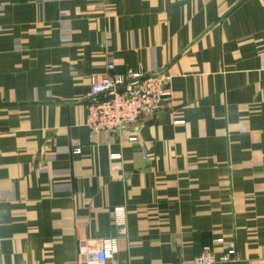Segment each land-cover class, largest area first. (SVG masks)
<instances>
[{
  "label": "crops",
  "instance_id": "obj_1",
  "mask_svg": "<svg viewBox=\"0 0 264 264\" xmlns=\"http://www.w3.org/2000/svg\"><path fill=\"white\" fill-rule=\"evenodd\" d=\"M109 62L172 94L92 136ZM107 238L119 264L231 244L233 264H264V0H0V264H86Z\"/></svg>",
  "mask_w": 264,
  "mask_h": 264
},
{
  "label": "built area",
  "instance_id": "obj_2",
  "mask_svg": "<svg viewBox=\"0 0 264 264\" xmlns=\"http://www.w3.org/2000/svg\"><path fill=\"white\" fill-rule=\"evenodd\" d=\"M108 72L94 74L90 78V100L87 105V125L92 136L101 131L119 130L135 123L142 116H151L158 112L162 102L170 98L169 77L161 72H144V70H116V65L109 62ZM176 120L175 124H183ZM129 142H137L133 135ZM71 152L81 153V144L71 143ZM111 159L118 161L121 154H112ZM114 223L120 234L127 233L128 211L125 206H116L113 211ZM223 244V239L215 241ZM225 255L220 259L214 256L211 246L202 251L187 264H233L236 262L234 244L225 247ZM117 238H107L86 253V264H119Z\"/></svg>",
  "mask_w": 264,
  "mask_h": 264
}]
</instances>
